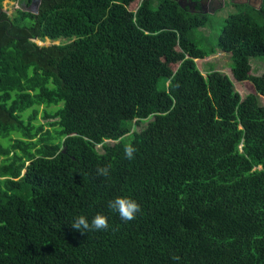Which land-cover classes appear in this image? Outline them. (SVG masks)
Returning a JSON list of instances; mask_svg holds the SVG:
<instances>
[{"label":"trees","instance_id":"obj_1","mask_svg":"<svg viewBox=\"0 0 264 264\" xmlns=\"http://www.w3.org/2000/svg\"><path fill=\"white\" fill-rule=\"evenodd\" d=\"M1 1L0 264H264V0L231 2L209 46L175 0ZM216 48L230 76L196 65ZM96 214L108 230L70 227Z\"/></svg>","mask_w":264,"mask_h":264},{"label":"rangeland","instance_id":"obj_2","mask_svg":"<svg viewBox=\"0 0 264 264\" xmlns=\"http://www.w3.org/2000/svg\"><path fill=\"white\" fill-rule=\"evenodd\" d=\"M16 0H2L1 6L4 9H7L8 12L12 11L16 6L24 7L21 3H18L16 5ZM236 9V6L234 3H231L228 0H225L224 4L221 6H216L214 8H209L205 11L208 16V23H206L203 26H200L197 28L195 33V39L198 43L202 42L204 46H209V43L213 44V41L216 38L217 32L220 29L222 18L230 11H233ZM39 44L41 43H48V39L37 40ZM57 42V40H56ZM261 56H252L251 57V67L253 73H258L261 71L262 66L264 65V60H261ZM263 59V58H262ZM196 65L201 71V73H205L210 68L218 69L221 72H225L230 76L229 66L231 63V57L229 52L222 51L218 48H216V51H214L212 54L207 55L203 58H196L195 59ZM234 88L239 92L241 96L244 95L246 91H252L253 88L251 86V83L248 80H241L236 81L233 79ZM259 102H262L264 104V98L261 96H258ZM29 111L27 109L25 113ZM41 121L43 119L41 118ZM98 149V148H97ZM99 150V149H98ZM100 151V150H99ZM103 156L95 154V158L101 159Z\"/></svg>","mask_w":264,"mask_h":264},{"label":"clouds","instance_id":"obj_3","mask_svg":"<svg viewBox=\"0 0 264 264\" xmlns=\"http://www.w3.org/2000/svg\"><path fill=\"white\" fill-rule=\"evenodd\" d=\"M123 152L126 159L133 160L137 149L131 143H128L124 145ZM110 169L111 165L98 167L96 173L98 176L107 178L110 175ZM108 207L113 212L118 213L121 221L125 223L136 219L137 213L141 211L140 205L135 200L122 196L109 200ZM70 227L73 230L78 231L81 235H84L88 232L108 230L109 223L107 217L103 214H96L92 217L90 222L88 218L80 215L73 219ZM173 259L178 260L179 257L174 256Z\"/></svg>","mask_w":264,"mask_h":264},{"label":"flooded vegetation","instance_id":"obj_4","mask_svg":"<svg viewBox=\"0 0 264 264\" xmlns=\"http://www.w3.org/2000/svg\"><path fill=\"white\" fill-rule=\"evenodd\" d=\"M19 1H21V2H19ZM193 1H195L193 10L197 9L198 11H202L203 13H205V11L207 9L214 8L215 6H220V5L224 4V2H225V0H222V4H221V1L219 2V0H193ZM228 1L234 2V3H247V4H250V5L255 6V7H258L262 2V0H260V2L257 0H244V1L239 0L240 2L239 1L237 2V0L236 1L235 0H228ZM16 3L17 4L21 3L22 5H24V7H27L30 5V0L28 1V3H25L24 0L23 1L22 0H16ZM24 7H21V8H24Z\"/></svg>","mask_w":264,"mask_h":264},{"label":"water","instance_id":"obj_5","mask_svg":"<svg viewBox=\"0 0 264 264\" xmlns=\"http://www.w3.org/2000/svg\"><path fill=\"white\" fill-rule=\"evenodd\" d=\"M180 6H184L186 5L191 11L194 9V4H195V1L193 0H175ZM221 1V4H222V0H219V2ZM236 1V0H235ZM239 0H237L238 2ZM244 1V0H242ZM260 2V0H257ZM38 2L39 0H30V5L27 6V7H24L25 9L27 10H30V11H36L37 9V5H38ZM240 2V1H239ZM221 6V5H220ZM216 7V6H215Z\"/></svg>","mask_w":264,"mask_h":264}]
</instances>
